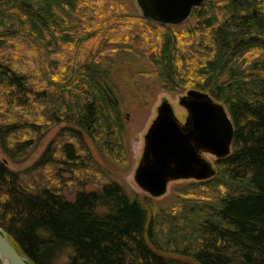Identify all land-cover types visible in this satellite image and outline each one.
<instances>
[{"label":"trees","instance_id":"16d2710c","mask_svg":"<svg viewBox=\"0 0 264 264\" xmlns=\"http://www.w3.org/2000/svg\"><path fill=\"white\" fill-rule=\"evenodd\" d=\"M133 56L234 126L215 176L165 204L105 168L128 160L110 70ZM0 229L29 264H264V0H207L178 26L121 0H0Z\"/></svg>","mask_w":264,"mask_h":264},{"label":"water","instance_id":"95a60500","mask_svg":"<svg viewBox=\"0 0 264 264\" xmlns=\"http://www.w3.org/2000/svg\"><path fill=\"white\" fill-rule=\"evenodd\" d=\"M205 1L135 0L144 18L164 26L184 23ZM179 105L187 112L183 124L175 117L171 105L163 101L144 136L134 181L152 199L164 196L173 181L212 179L216 169L203 158L204 154L216 161L231 154L234 126L223 105L197 90L187 91L179 98ZM0 263L29 264L1 229Z\"/></svg>","mask_w":264,"mask_h":264},{"label":"rangeland","instance_id":"374dc122","mask_svg":"<svg viewBox=\"0 0 264 264\" xmlns=\"http://www.w3.org/2000/svg\"><path fill=\"white\" fill-rule=\"evenodd\" d=\"M129 5L135 15H141V10L135 0H121ZM146 68L141 57L133 56L130 61L121 62L110 70L111 80L118 91L121 100V112L124 120L125 144L128 149V160L125 164H106L113 181L121 185L128 194L147 196L135 183L134 173L139 164L144 147V136L157 115V108L163 101L168 102L180 123H184L187 112L179 105V98L184 94H170L164 91L160 85L147 77L142 76ZM55 132L35 151L30 159L19 166H11L13 171H21L33 164ZM203 158L212 164L214 168L217 162L214 157L204 154ZM195 182L193 180H179L169 183L167 192L160 198L153 199L155 203H168L174 196L175 188L184 184ZM150 198V197H149ZM152 199V198H151Z\"/></svg>","mask_w":264,"mask_h":264}]
</instances>
